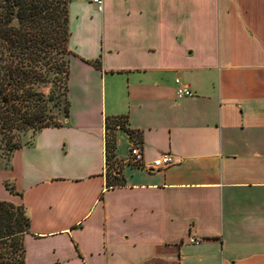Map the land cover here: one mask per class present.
<instances>
[{
	"label": "crops",
	"instance_id": "1",
	"mask_svg": "<svg viewBox=\"0 0 264 264\" xmlns=\"http://www.w3.org/2000/svg\"><path fill=\"white\" fill-rule=\"evenodd\" d=\"M59 1L68 116L0 166L24 264H264V0Z\"/></svg>",
	"mask_w": 264,
	"mask_h": 264
},
{
	"label": "trees",
	"instance_id": "2",
	"mask_svg": "<svg viewBox=\"0 0 264 264\" xmlns=\"http://www.w3.org/2000/svg\"><path fill=\"white\" fill-rule=\"evenodd\" d=\"M68 41L64 1L0 0V145L7 153L20 148L16 133H38L60 126L48 123L49 104L58 96L64 97V117L68 116L72 55ZM48 86L46 95L44 89ZM117 129L125 131L130 139L135 137L134 131L125 128L122 117L106 118L107 161L114 157ZM28 225L22 207L0 202V264H24L22 236Z\"/></svg>",
	"mask_w": 264,
	"mask_h": 264
},
{
	"label": "rangeland",
	"instance_id": "3",
	"mask_svg": "<svg viewBox=\"0 0 264 264\" xmlns=\"http://www.w3.org/2000/svg\"><path fill=\"white\" fill-rule=\"evenodd\" d=\"M50 89V86L46 87L44 89V92L46 93V95L48 94V91ZM56 102V104H55ZM50 107V117L48 119V123H50V126L53 125H62L65 117H64V110H65V102H64V97L63 96H58L56 101H54L53 103L49 104ZM36 132L33 131H28L26 133H22V134H18L16 133V141L18 143V145L20 146V148L28 146L29 144H31L34 136L36 135ZM115 135V132H114ZM111 139V137H109V140ZM2 148V149H1ZM16 151V150H14ZM13 151V152H14ZM13 152L11 154L7 153L6 150L3 149V146L0 145V166L6 164L10 157L12 156ZM109 162L111 163L112 161L109 160ZM15 213H19V211H14ZM3 252V250H2ZM16 259L17 262L20 260V252L16 253Z\"/></svg>",
	"mask_w": 264,
	"mask_h": 264
},
{
	"label": "built area",
	"instance_id": "4",
	"mask_svg": "<svg viewBox=\"0 0 264 264\" xmlns=\"http://www.w3.org/2000/svg\"><path fill=\"white\" fill-rule=\"evenodd\" d=\"M91 2L101 9L102 7V0H91ZM178 84V81H176ZM176 94L178 97H188L191 95V92L184 86L178 87ZM128 162L134 167L139 168H150L154 171L163 170L175 163L174 158L169 154H162L157 159H155L149 167L145 165L143 159V152L141 144L138 142H134L130 149L128 150ZM191 243H197L198 241L190 239Z\"/></svg>",
	"mask_w": 264,
	"mask_h": 264
}]
</instances>
